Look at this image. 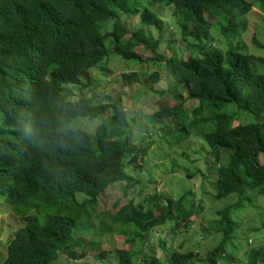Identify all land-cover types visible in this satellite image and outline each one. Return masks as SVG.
Here are the masks:
<instances>
[{
    "label": "trees",
    "instance_id": "1",
    "mask_svg": "<svg viewBox=\"0 0 264 264\" xmlns=\"http://www.w3.org/2000/svg\"><path fill=\"white\" fill-rule=\"evenodd\" d=\"M144 1L172 6L181 17L187 58L157 52L160 39L153 38L151 29L159 35L162 22L155 11L140 7L139 0H0V204L23 220L0 250V264H50L63 253L73 258L71 249L81 241L75 237L77 223L90 220L107 188L117 183L129 188L133 179L125 168H139L145 149L132 145L126 110L119 100L98 102L79 93L72 96L69 89L94 91L89 71L110 57L145 63L138 47L152 55L149 61L162 63L176 75L187 94L175 95L176 104L160 107L152 116L172 121L166 127L179 132L177 143L203 137L208 155L217 162L214 193L201 184V197L208 194L214 203L237 195L210 221L218 242L203 262L238 264L232 257L242 244L234 237L238 220H233L232 211L241 209L244 200L250 203L242 211L253 207V193L264 196V163L259 159L264 154V69L239 40L246 32L240 15L252 11L253 5L246 0ZM257 1L264 15V0ZM133 18L137 23L128 24ZM212 26L224 41L223 50L212 46ZM257 47L264 50V45ZM160 77L154 72L148 79L159 83ZM122 78L124 87L139 81L133 73ZM247 116L251 121L243 123ZM81 119L97 124L93 134L78 126ZM179 119L183 124L176 128L173 123ZM199 172L186 173V178ZM186 192L177 200L155 192L144 200L147 205L129 201L110 218L118 228L140 237L165 224L174 230L179 218L187 222L194 210L186 206L194 192ZM77 196L83 200L78 202ZM182 248L180 244L177 250H165L168 264L201 261ZM137 255L116 250L110 259L116 258L114 264H160L154 254L142 260ZM244 264H264V245L248 250Z\"/></svg>",
    "mask_w": 264,
    "mask_h": 264
},
{
    "label": "rangeland",
    "instance_id": "2",
    "mask_svg": "<svg viewBox=\"0 0 264 264\" xmlns=\"http://www.w3.org/2000/svg\"><path fill=\"white\" fill-rule=\"evenodd\" d=\"M246 1L253 5V9L246 15H240L245 18L246 32L239 40L246 44L250 53L259 58L258 67L264 69V50L257 47L264 45V15L260 9L258 10L257 0ZM139 2L140 7L146 6L155 11L162 22V32L159 35L151 29L153 38L157 39L159 36L160 39L157 52L167 57L175 55L187 58L189 52L180 34L181 17L173 13V7L146 4L144 0H139ZM206 17L210 18L208 15ZM136 23L137 20L133 18L128 24L135 25ZM110 27L107 24L105 30L108 32ZM145 32L148 33L146 30ZM210 37L213 41L212 46L222 50L225 48L224 41L215 26L211 28ZM108 43L107 39L106 46ZM137 50L146 60L145 63L133 65L117 56L110 57L107 62L89 71L90 81L95 85L94 91L89 88H85L83 92H79L78 88L69 89L72 96H77L79 93L90 100L98 99V102L119 100L129 117L132 145L145 149V154L140 159L143 161L139 168L130 164L125 168L126 174L133 179L129 183V188L125 190L118 183L107 188L94 206V213L92 212L93 216L90 220L77 223L75 237H80L81 241L73 246L74 249H71L74 257L70 258L68 254L63 253L50 264H114L116 258L110 259V257L116 250H131L140 253L137 258L135 257L137 260L149 259L154 254V257L160 259V264H168L164 259L165 250L170 247L177 250L180 244H183V252L191 250L199 256L201 261L196 264H207L203 261L207 253L218 242L211 230L210 221L217 217V212L237 198V195L232 194L212 203L210 200L212 196L209 198L206 194L201 197V184L203 190L214 193V190H211V184L216 178L217 162L215 163L213 156L208 155L203 137L192 136L185 142L177 143L179 132H172L166 127L172 125V121L152 116L153 112L160 107L176 104L178 100L175 99V95L181 93L183 98H186L187 94L182 86L176 83V75L169 72L162 63L149 61L148 58L152 55L148 51L140 47ZM154 72L160 73L159 83H152L148 79V76ZM132 73L139 81H134L130 86L124 87L123 74ZM189 105H191L190 102H187V106ZM231 109L232 106H229L228 111L232 112ZM242 118L243 116L240 115L238 119ZM249 121L251 117L247 116V120L245 119L243 123ZM237 123L238 121L233 125ZM77 124L89 134H93L97 125L85 119L79 120ZM182 124L183 119H179L173 123V126L177 128ZM205 156L207 165L204 163ZM259 159L261 163H264V154H260ZM220 162H226L224 153L220 154ZM197 169L200 171L197 176L192 179L186 178V173H192ZM186 191L194 192V197L189 198L191 204L186 205L187 208L194 206V210L189 214L187 222L178 217L181 223L174 230L170 224L167 227L165 224L151 230L150 234L140 237L138 234L132 235L128 230L118 228L110 218L129 201H133L135 205L139 203L147 205L148 203H144V200L152 197L155 192L177 200ZM243 196L246 197L245 194ZM252 197L253 207H247L246 211H242L246 204L250 203L244 200L246 203L242 208L233 210L231 214L233 220H238V229L234 232V237L242 244L232 257L238 264H244V255L248 250L264 245V231L261 229L264 223V196L257 197L253 193ZM76 200L80 202L83 196H77ZM107 213L109 216L106 215ZM39 219L42 221V217ZM22 224L23 220L15 217L9 207L2 202L0 204V250L2 252L12 234L11 231ZM253 229H258V231L250 232ZM171 231L174 233V238ZM171 238L172 243L169 240ZM161 240L168 243L160 244ZM100 252H105L106 256L97 258L96 255ZM81 253H83L82 258Z\"/></svg>",
    "mask_w": 264,
    "mask_h": 264
}]
</instances>
